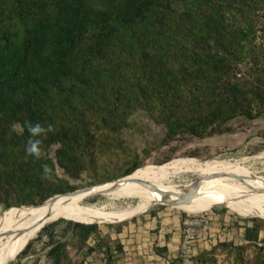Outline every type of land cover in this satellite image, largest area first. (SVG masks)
Here are the masks:
<instances>
[{
    "label": "trees",
    "instance_id": "16d2710c",
    "mask_svg": "<svg viewBox=\"0 0 264 264\" xmlns=\"http://www.w3.org/2000/svg\"><path fill=\"white\" fill-rule=\"evenodd\" d=\"M139 110L166 126V140L222 134L236 117L261 116L264 0H0V203L6 208L42 205L76 190L58 176L57 164L78 178L96 165L99 152L120 145V132ZM25 121L54 125L39 137L40 159L26 157L27 129L12 130ZM55 145L57 161L49 155ZM44 164L50 179L42 175ZM140 166L134 162L120 177ZM57 220L41 231L64 222L86 242L98 230ZM259 232V225L245 229L247 242L260 250L253 264H264ZM49 245V258L61 264L66 242L51 235Z\"/></svg>",
    "mask_w": 264,
    "mask_h": 264
},
{
    "label": "rangeland",
    "instance_id": "374dc122",
    "mask_svg": "<svg viewBox=\"0 0 264 264\" xmlns=\"http://www.w3.org/2000/svg\"><path fill=\"white\" fill-rule=\"evenodd\" d=\"M130 123V127L120 132V145L112 151L99 152L100 158L95 166L89 165L78 178H73L57 164L58 176L80 189L122 178L120 175L134 162L140 163V169L129 175L178 159L211 161L219 166L264 176V112L253 120L244 116L236 117L228 124L231 131L205 138L178 136L166 140V126L156 123L143 110L131 116ZM57 147L55 145L49 151L54 159ZM199 178H203L201 184L220 185L233 195H239L245 186L240 180L203 176L196 171H189L169 176L158 187L164 190L185 188ZM74 200L77 206L95 209L104 214L130 211L132 216L87 223L97 224L98 230L86 242L68 224L59 223L49 231H41L31 241L29 254L19 258V253L9 264H53L48 256L52 247L49 245L51 235L54 240L67 244L61 264H184L181 255L183 221L201 212L212 218V224L205 234L206 239L195 244L192 259L194 264H253L256 253L260 250L257 249L256 242H247V227L259 225L260 232L256 241L264 243V205L246 209L221 201L211 200V204L200 200L196 204L190 202L178 207L152 203L139 208L142 196L135 191L122 197L92 194L79 196ZM17 208L19 207L8 209L0 203V231L3 232L4 240L8 234V228L3 231L5 223L12 218ZM253 219L258 221L254 222ZM221 243L232 246L221 247ZM243 246L246 247L245 250L237 249ZM203 253L207 254V258L199 260ZM241 253L242 260L238 258Z\"/></svg>",
    "mask_w": 264,
    "mask_h": 264
},
{
    "label": "bare ground",
    "instance_id": "6f19581e",
    "mask_svg": "<svg viewBox=\"0 0 264 264\" xmlns=\"http://www.w3.org/2000/svg\"><path fill=\"white\" fill-rule=\"evenodd\" d=\"M189 171H196L203 176L213 175L230 180H238L231 176L233 173L244 177V179L240 181H242L245 186L242 188L239 195L231 194L220 185L201 184L200 193L192 201L194 204L200 200L212 204L211 200H214L221 201L227 205L246 209H255L264 205V176L252 175L238 169L219 166L211 161L200 159H178L130 175L123 179L125 181H109L104 185H98L90 192L80 193L73 197L67 195L59 196L54 199L53 202L48 201L42 206L38 205L17 208L12 218L5 223L3 231H6L8 228V234L5 240L2 239L3 232L0 231V264H9L24 248L29 238H31L36 232L41 231L51 222L57 221L58 218L66 217L79 222L91 223L94 221L101 222L103 220H116L129 216L132 213L130 211H121L122 213L117 214H104L95 209L77 206L74 200L76 197L102 194L114 198L122 197L130 191H135L142 196L139 208H145L152 203H158L161 195L156 191H152L143 186L140 183L141 181L152 182L159 186L169 176ZM166 191L171 192L173 198H175L176 194H184L185 189L169 188Z\"/></svg>",
    "mask_w": 264,
    "mask_h": 264
},
{
    "label": "water",
    "instance_id": "95a60500",
    "mask_svg": "<svg viewBox=\"0 0 264 264\" xmlns=\"http://www.w3.org/2000/svg\"><path fill=\"white\" fill-rule=\"evenodd\" d=\"M129 176L130 175H127L125 177L119 178L117 180H114V182L121 181V180L125 181L123 179H125V178H127ZM231 176L233 178H235V179H238V180H243L244 179V177L242 175H238V174H234V173ZM204 178H206V177H204ZM202 180H203V178H199V179L189 183V186L184 188L185 189L184 194H176L175 198H173V194L171 192H168V191H166L164 189H161L160 187H158L157 185H155L152 182L141 181L140 183L143 186L147 187L148 189H150L152 191H156L157 193H159L161 195V198H160L158 203L164 204V205H167V206H171V207H178V206H182V205H185V204H189L190 202H192L197 197V195L200 193V186H201V181ZM106 183H108V182H106ZM106 183H101V184H96V185H88V186H85L83 188L76 189L74 191H70V192L63 193V194H58V195L50 198L46 202H48V201L53 202L54 199H56L59 196L67 195V196L73 197V196H76V195H78L80 193L90 192V191H93L98 185L100 186V185H104ZM46 202H44L43 204H45ZM42 205H40V206H42ZM62 219L70 220V221H73V222H79V221H76V220H73V219H69V218H66V217H64ZM55 222L56 221L51 222L50 224L55 223ZM85 224H87V223H85Z\"/></svg>",
    "mask_w": 264,
    "mask_h": 264
},
{
    "label": "built area",
    "instance_id": "2783aa9c",
    "mask_svg": "<svg viewBox=\"0 0 264 264\" xmlns=\"http://www.w3.org/2000/svg\"><path fill=\"white\" fill-rule=\"evenodd\" d=\"M212 224V218L207 213H199L193 217H187L183 221V235L181 241V255L184 260L187 259L190 264H194L193 256L195 244L201 239H206L207 234ZM260 247L264 246L263 242H258Z\"/></svg>",
    "mask_w": 264,
    "mask_h": 264
},
{
    "label": "clouds",
    "instance_id": "9594fccd",
    "mask_svg": "<svg viewBox=\"0 0 264 264\" xmlns=\"http://www.w3.org/2000/svg\"><path fill=\"white\" fill-rule=\"evenodd\" d=\"M25 128L29 132V138L25 147L26 157L40 159L42 156V140L39 139V137L45 136L47 133L53 132L55 130L54 125L51 123H48L47 125L40 123H32L31 121H25L24 127H21L16 124L12 125L13 131H19L21 133L25 130ZM50 172L51 169L47 164L42 165V175L45 179L51 178ZM185 264H190V262L185 259Z\"/></svg>",
    "mask_w": 264,
    "mask_h": 264
},
{
    "label": "crops",
    "instance_id": "0c3cea01",
    "mask_svg": "<svg viewBox=\"0 0 264 264\" xmlns=\"http://www.w3.org/2000/svg\"><path fill=\"white\" fill-rule=\"evenodd\" d=\"M177 238H179V240H180V237H177ZM176 239V238H175ZM168 246H169V244H168Z\"/></svg>",
    "mask_w": 264,
    "mask_h": 264
}]
</instances>
